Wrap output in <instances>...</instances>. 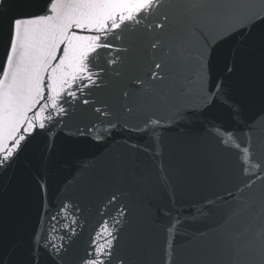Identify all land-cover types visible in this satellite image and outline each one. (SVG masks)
Here are the masks:
<instances>
[{"label":"snow or ice","instance_id":"6c2138e0","mask_svg":"<svg viewBox=\"0 0 264 264\" xmlns=\"http://www.w3.org/2000/svg\"><path fill=\"white\" fill-rule=\"evenodd\" d=\"M123 2L146 0H0V264H155L143 251L150 230L166 233L161 264H264V0H151L157 9L168 6L155 19L150 6L131 14L111 10ZM157 30H163V41ZM100 32L99 47L78 57L77 74L59 81L55 103L38 116L49 80L45 71L42 83L37 81V71L55 67L76 37ZM146 34L155 35L151 49L164 48L154 63L161 71L150 75L154 83L125 71ZM102 51L108 58L101 66L96 58ZM239 75L244 89L238 94L233 82ZM109 88L119 89L125 100L137 97L135 109L123 107L139 124L122 121L106 103L97 106L94 90ZM80 106H90L96 118L68 127L69 112ZM124 132L143 138L120 136L133 152L154 159L167 152L183 166L161 164L152 177L123 157L102 160L101 152L71 167L57 196L47 198L48 165L59 137L108 147ZM172 133L174 141L166 143ZM41 136L40 170L21 191V176L30 173L27 155ZM222 153L236 154L238 176L227 200L216 192L201 203L199 217L211 223L183 233L191 255L182 259L175 245L182 221L171 207L154 206V199L163 191L174 206V177L215 176ZM113 181L122 187L101 201L100 220L83 248L75 249L85 208L71 196L88 200ZM10 193H15L12 200ZM63 211L77 216L74 226L80 232L66 244H54L48 233L56 225L42 231V217L60 223ZM100 229L108 232L107 247L93 243Z\"/></svg>","mask_w":264,"mask_h":264},{"label":"water","instance_id":"95a60500","mask_svg":"<svg viewBox=\"0 0 264 264\" xmlns=\"http://www.w3.org/2000/svg\"><path fill=\"white\" fill-rule=\"evenodd\" d=\"M159 2V0H157ZM149 6L152 8L153 12L156 13L157 18L159 15L164 14L168 11L167 5H161L157 9L156 4L152 3L151 0H146L145 3H134V2H123L111 6L113 11H125L129 14L138 12L141 8L145 12L148 11ZM126 17H122L124 19ZM160 35V40L165 39L163 30H157ZM103 36V32L100 35L86 34L75 38V45H70V48L65 49L64 56L61 61L51 68H41L36 73V79L42 83L44 79V72H48V88L49 95L47 101L40 109L37 115H41L48 107L55 103L58 93L60 92L59 81L63 78H70L77 74V70L82 62H78V57L86 54L88 51L99 47L100 37ZM125 42L129 37V33L125 32ZM155 39V35L146 34L143 35L140 40L136 43V52L134 56L129 61L128 67L125 69L127 76L129 77H139L144 79L146 83H154L150 79L152 72L159 73L161 70L154 67V63L157 62L163 54L164 48L163 44L160 45L156 50L149 47L150 43ZM90 42V43H89ZM108 55L105 52H101L96 58L99 65H104L105 60ZM67 69V70H66ZM34 88L38 89L40 95L43 94V89L39 87V84H35ZM234 90L239 94L242 93L244 89V81L242 75L237 76L233 82ZM95 100L98 102L97 106H102L100 102L106 103L109 109L119 117L131 125H136L140 123V119L136 116H127L124 113V105L128 104L137 107V97L130 96L127 100L123 99L120 95L119 89H104L93 92ZM162 118L165 113L157 111L154 113ZM96 115L90 106H80L75 109V111H70L69 115L65 121L68 127L75 128L77 125H82L89 123L96 118ZM127 136L133 140H140L143 142L142 137H137L130 132L117 133L116 140L114 143H110L108 147L103 145L92 146L89 144H76L63 136L57 139L56 151L48 165V176H49V190L47 193L48 199H54L60 190V185L64 177L70 171V168L75 166L78 162L83 160L87 162V158L95 157L99 153L103 152L102 160H111L116 156L123 157L127 159L130 166L133 167L137 172L154 177L156 175L157 169L163 164L165 167L174 168L182 167V161L174 156L169 155L165 152L163 158H152L144 152H133L129 147L120 139V136ZM175 139L174 133L170 134L166 138V143L173 142ZM45 138L43 136L39 137L32 145L25 163L30 166V173L22 174L21 181L19 184V190L23 191L28 187V180L30 179V174H34L35 171H39V154L44 146ZM255 161H253V164ZM238 161L235 153H222L220 156V164L218 171L215 176H193L191 174H186L183 178H175L174 184L176 185L175 193V203L174 206L170 203L168 195L160 191L154 199V206H168L171 207L172 212L176 217H178L182 223L178 226V234L175 238V245L177 254L182 258L186 259L191 255V249L183 246L186 245L188 239L187 236L183 235L184 232L196 233L200 230L209 226L211 221H205L203 218L199 217L197 209L200 207L201 203L209 195H213L219 192L223 195L224 199L227 200L228 190L232 187L238 176ZM250 171H256L253 167ZM259 179L254 181L259 186ZM116 187H122L117 182L113 181L103 187L98 191L93 197L88 200H81L79 197L71 196L72 199H77L81 205L85 208V220H81V224L84 225L83 232L76 238L73 247L75 249H82L85 242L88 239L89 233L92 231L93 227L96 225L97 221L100 220V215L97 213V208L101 201L108 195V193ZM67 195V193H66ZM15 193L9 194V200H12ZM54 203L58 204V200H54ZM111 211V209H110ZM56 209L53 208L52 214H55ZM79 215V214H78ZM196 217L195 219H191ZM60 223L55 220H48L47 217H42L45 221L41 230L44 231L48 228L50 224L56 225V227L48 233V240L54 244L68 243V240L72 238L76 232H80V229L74 226V221L77 216H73L71 213L63 211L60 214ZM188 218V219H186ZM67 237V238H65ZM108 238V232L100 229L96 233V238L93 240L94 244L104 245L107 247L106 240ZM166 246V233L163 231L150 230L146 232L143 237V251L153 258L155 264H161V255Z\"/></svg>","mask_w":264,"mask_h":264}]
</instances>
